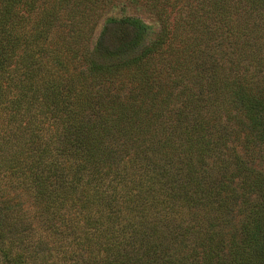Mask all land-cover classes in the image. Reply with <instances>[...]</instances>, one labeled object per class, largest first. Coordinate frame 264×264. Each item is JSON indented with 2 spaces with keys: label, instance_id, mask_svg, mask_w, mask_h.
Returning a JSON list of instances; mask_svg holds the SVG:
<instances>
[{
  "label": "trees",
  "instance_id": "1",
  "mask_svg": "<svg viewBox=\"0 0 264 264\" xmlns=\"http://www.w3.org/2000/svg\"><path fill=\"white\" fill-rule=\"evenodd\" d=\"M110 1L0 0V264H264V0Z\"/></svg>",
  "mask_w": 264,
  "mask_h": 264
},
{
  "label": "rangeland",
  "instance_id": "2",
  "mask_svg": "<svg viewBox=\"0 0 264 264\" xmlns=\"http://www.w3.org/2000/svg\"><path fill=\"white\" fill-rule=\"evenodd\" d=\"M126 18L139 21L141 23V29L139 37L136 38L134 42L131 41L133 43L128 46V49H125L122 52L121 56L126 53H132L137 49H142L144 46L149 45L157 38L160 32V23L153 9L143 3L137 2L136 0H111L102 13L98 29L96 30L93 40V48L97 45V47H99V49L106 56H108V53L105 52L104 49L108 47L109 43L105 40V44L100 46V43L104 38L103 36L109 30L111 23L115 20H122ZM50 264H91V262L86 263L84 259L76 256L74 259L67 262L58 260Z\"/></svg>",
  "mask_w": 264,
  "mask_h": 264
}]
</instances>
